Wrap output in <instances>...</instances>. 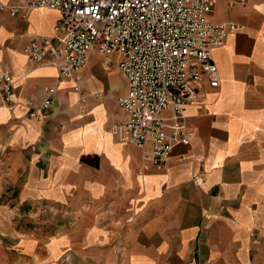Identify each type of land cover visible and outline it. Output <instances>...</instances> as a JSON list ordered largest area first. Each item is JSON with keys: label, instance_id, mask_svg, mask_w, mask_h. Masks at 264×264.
<instances>
[{"label": "crops", "instance_id": "1", "mask_svg": "<svg viewBox=\"0 0 264 264\" xmlns=\"http://www.w3.org/2000/svg\"><path fill=\"white\" fill-rule=\"evenodd\" d=\"M58 17L0 9V71L15 80L12 104L0 106V244L39 264L57 249L108 261L116 238L126 264H264V0H216L209 20L237 26L212 49L218 85L183 105L190 138L154 166L110 133L124 117L116 97L125 81L111 90L109 68L88 71L96 52L78 72L84 93H102L86 114L72 81L57 83L47 64H25L22 46L51 35ZM56 84L44 120L27 117L25 99ZM112 205L132 221L117 229L98 220Z\"/></svg>", "mask_w": 264, "mask_h": 264}, {"label": "built area", "instance_id": "2", "mask_svg": "<svg viewBox=\"0 0 264 264\" xmlns=\"http://www.w3.org/2000/svg\"><path fill=\"white\" fill-rule=\"evenodd\" d=\"M5 7L12 15L46 8L59 14L51 35H35L22 46L25 64H47L57 83L72 80L83 113L102 93L83 92L78 72L96 52L107 68L111 59L125 81L116 97L124 117L109 131L141 150L143 162L163 165L173 146L189 140L184 104L201 88L218 85L212 49L222 45L231 23L211 22L216 0H15ZM249 0H227L229 6ZM15 80L0 71V106L12 104ZM58 84L45 86L37 98L25 99V115L44 120ZM85 110V111H84ZM201 180V179H199Z\"/></svg>", "mask_w": 264, "mask_h": 264}, {"label": "rangeland", "instance_id": "3", "mask_svg": "<svg viewBox=\"0 0 264 264\" xmlns=\"http://www.w3.org/2000/svg\"><path fill=\"white\" fill-rule=\"evenodd\" d=\"M111 62H112L111 66H109V68L114 74L112 73L111 74L112 76L110 77L108 75L109 72L107 70H105V71H103L102 76L99 73H97L96 77L99 80L105 81L107 79L106 78V72H107V75L110 78L111 84L113 86V87H111V90H117L119 88L121 89V87L124 83V78L121 76L119 69L115 66L114 58L111 59ZM96 63L97 64H104L102 62L101 57H98L97 54H91L89 56V60H88V64H87L88 71L91 70L92 68H94L96 66ZM102 67L105 68V66H103V65H102ZM79 73H81V75H82L81 70H79ZM81 84H82V82H81ZM83 86L86 87L84 82H83ZM82 89L84 92L85 91L84 87ZM99 91L101 92L100 88L95 90V92H99ZM87 93L89 94L88 89H87ZM54 103H55V100H53V104ZM103 121L101 122L102 125H103ZM131 211H132V209H131ZM98 212H99L98 213L99 215H97L98 220L102 219V220H104L103 222H108V223L110 222L111 225H114L115 227H117V229L120 228L125 223L132 221V219H133L131 213L121 217V213L119 212L118 208L115 205L109 206V208H103L102 210H100ZM128 212H130V210ZM111 234H113V233L111 232ZM110 246L114 249V254H113V256L110 257V260H108V261L98 262L97 260H95V262H93V263L86 262V261L82 260L81 253L79 251H77L78 253H76L75 255L71 254L69 256V258H67L68 255L64 249L62 250V252H61V250L57 249V251H55L53 253V256H54L53 261L48 262L46 264H126L123 261L124 248H122L121 243L118 242V238H116L114 241H112ZM128 261L130 263V258ZM0 264H39V263H31V261H27L25 257H23L19 254L18 251L7 250L4 247V243H1L0 244Z\"/></svg>", "mask_w": 264, "mask_h": 264}, {"label": "bare ground", "instance_id": "4", "mask_svg": "<svg viewBox=\"0 0 264 264\" xmlns=\"http://www.w3.org/2000/svg\"><path fill=\"white\" fill-rule=\"evenodd\" d=\"M42 9H46V8H41V9H39V10H42ZM104 66H106L105 65V63H104ZM107 67V66H106ZM110 69V68H109ZM69 81H72V80H69ZM63 83V82H62ZM85 111V110H84ZM84 114H85V112H84Z\"/></svg>", "mask_w": 264, "mask_h": 264}]
</instances>
